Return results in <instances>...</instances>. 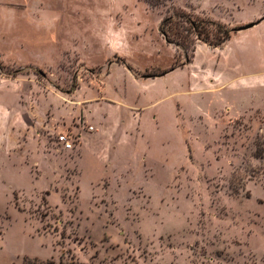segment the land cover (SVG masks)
I'll use <instances>...</instances> for the list:
<instances>
[{
  "label": "rangeland",
  "instance_id": "374dc122",
  "mask_svg": "<svg viewBox=\"0 0 264 264\" xmlns=\"http://www.w3.org/2000/svg\"><path fill=\"white\" fill-rule=\"evenodd\" d=\"M263 17L264 0H0L16 124L40 121L0 136V264H264V20L222 53H195L188 23Z\"/></svg>",
  "mask_w": 264,
  "mask_h": 264
},
{
  "label": "crops",
  "instance_id": "0c3cea01",
  "mask_svg": "<svg viewBox=\"0 0 264 264\" xmlns=\"http://www.w3.org/2000/svg\"><path fill=\"white\" fill-rule=\"evenodd\" d=\"M248 30H244L240 32H236L232 35V38L227 41L225 43V45L221 48H211L208 45L201 43L197 45V49L195 51V53H198L200 50H206V51H211L214 53H222L224 50L227 49V47L229 46L230 42L233 40V38H235L236 36H241L243 34V32H247ZM23 82H19L17 79H12V78H7L5 76H3L0 73V92L1 93H6L9 94L11 96V103L10 104H6L4 102L0 101V126H2L4 128V132H0V136H4V137H9L11 135L8 134V127L10 126L11 128V134H15L14 133V126H16V132H17V138L19 139V137H26L28 136V138H30L31 134H32V129H36L38 126L37 124H39V120H37L36 118L33 119L32 121H28L25 118H22V121L24 122V125L22 124V122H20L19 119V124H16V119H17V115L19 112L22 111H29V107L28 105L23 104L22 100L24 99V92L26 91L25 89L27 88V86H25L24 84H22ZM26 88H25V87ZM30 90V87H28ZM26 107V108H25ZM28 107V108H27ZM12 111V112H11ZM13 112H16L13 113ZM8 114H10L8 116ZM34 124H33V123ZM49 126L45 125V129H49ZM17 139V140H18ZM25 144H29L26 143ZM16 147H22V144L19 145L18 143H16L15 145H13L12 147H9V150L7 152H9L10 155L11 152H17L18 154L20 152L23 151V149H14ZM13 149V150H12Z\"/></svg>",
  "mask_w": 264,
  "mask_h": 264
},
{
  "label": "trees",
  "instance_id": "16d2710c",
  "mask_svg": "<svg viewBox=\"0 0 264 264\" xmlns=\"http://www.w3.org/2000/svg\"><path fill=\"white\" fill-rule=\"evenodd\" d=\"M160 1L163 0H151V2L153 3ZM169 23L170 21L167 20L164 22V25H168ZM188 23L191 25L192 31L196 34L198 40L214 49L223 47L225 43L232 38V35L234 33L240 31L239 30L240 28H228L223 22H219L213 19L203 20L199 18L196 19L189 18ZM164 33H165L166 41L172 43L171 42L172 36H167V35H171L173 33V27L169 26L168 30H165ZM190 62H191V57L186 56L185 63H190ZM49 264H77V263L74 262L73 260L66 262L61 259L59 263H56L55 261H51L49 262Z\"/></svg>",
  "mask_w": 264,
  "mask_h": 264
},
{
  "label": "built area",
  "instance_id": "2783aa9c",
  "mask_svg": "<svg viewBox=\"0 0 264 264\" xmlns=\"http://www.w3.org/2000/svg\"><path fill=\"white\" fill-rule=\"evenodd\" d=\"M92 129V128H91ZM58 142L63 146L65 149H71L72 143H70V136L68 135H61L58 138Z\"/></svg>",
  "mask_w": 264,
  "mask_h": 264
},
{
  "label": "water",
  "instance_id": "95a60500",
  "mask_svg": "<svg viewBox=\"0 0 264 264\" xmlns=\"http://www.w3.org/2000/svg\"><path fill=\"white\" fill-rule=\"evenodd\" d=\"M263 20H264V17H263V19L260 20L259 22H255V23H252V24L246 25V26H244V27H241L239 30H247V29H250V28L254 27L255 25L259 24V23H260L261 21H263Z\"/></svg>",
  "mask_w": 264,
  "mask_h": 264
}]
</instances>
